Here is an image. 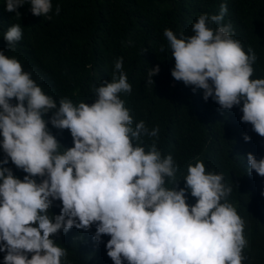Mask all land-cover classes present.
<instances>
[{"label": "clouds", "instance_id": "obj_1", "mask_svg": "<svg viewBox=\"0 0 264 264\" xmlns=\"http://www.w3.org/2000/svg\"><path fill=\"white\" fill-rule=\"evenodd\" d=\"M29 2L35 16L52 11L51 0ZM24 4L6 0V10L20 15ZM226 13L221 4L218 15H200L190 37L165 29L175 59L172 76L202 89L204 100L212 97L222 109L243 102L242 122L264 137V79L251 78L257 57L233 38L231 23H222ZM22 37L19 24L4 34L10 47ZM114 68L111 82L94 89V103L74 105L65 98L57 107L17 59L0 52L2 148L28 174L16 178L2 166L9 160L0 162L4 264H242L244 222L231 203H222L232 191L223 175L207 173L198 161L188 166L184 189L177 190L178 183L166 188V178L175 183L178 165L172 155L162 158L156 140L147 152L140 146L142 137L158 139L159 129L149 130L143 121L132 127L120 99L132 92L122 58ZM159 71L151 68L148 85ZM50 112L55 128L70 130L74 147L60 151L43 118ZM247 159L249 174L264 177V159L251 153ZM187 191L197 200L194 206L187 203ZM69 237L78 240L64 244Z\"/></svg>", "mask_w": 264, "mask_h": 264}, {"label": "trees", "instance_id": "obj_2", "mask_svg": "<svg viewBox=\"0 0 264 264\" xmlns=\"http://www.w3.org/2000/svg\"><path fill=\"white\" fill-rule=\"evenodd\" d=\"M48 16L32 14L29 0L16 12L6 10L0 0V52L17 59L25 72L59 107L61 99L74 105L95 102V88L111 82L114 62L123 59V72L132 86L131 94L120 99L133 118L132 127L143 121L149 130L158 128L156 137H142L140 146L149 151L153 140L162 158L172 155L178 170L175 183L166 178L165 187L177 190L186 187L188 166L202 161L207 173L222 174L223 183L232 189L227 200L244 222L247 241L242 264H264V177L249 174L248 154L264 159V137L242 122L243 102L231 110L222 109L204 91L186 86L172 76L175 59L165 29L177 38L194 35L192 28L198 17L220 13L227 5L223 24L231 23L233 38L246 54L252 49L257 57L252 65V79H264V0H51ZM57 6L60 8L56 15ZM21 25L23 37L9 46L4 34L14 25ZM215 29L218 25H208ZM164 51H161V47ZM159 66V73L147 84L148 72ZM118 75V73H117ZM16 104L14 99L11 101ZM55 111V110H52ZM50 112L43 117L48 130L60 143V151L74 147L70 130L51 124ZM251 137L246 142L245 136ZM0 135V162L22 180L27 173L17 168L6 156ZM136 141L133 145L136 146ZM189 206L197 202L186 192ZM78 240L69 237L64 244ZM68 246V245H64ZM6 253L0 251V264ZM71 256L76 257L75 254ZM82 255H79L81 257Z\"/></svg>", "mask_w": 264, "mask_h": 264}]
</instances>
